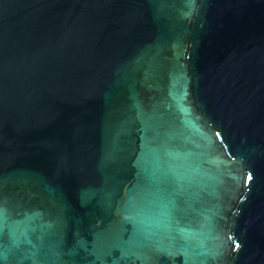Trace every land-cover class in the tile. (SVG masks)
Segmentation results:
<instances>
[{"label": "water", "instance_id": "1", "mask_svg": "<svg viewBox=\"0 0 264 264\" xmlns=\"http://www.w3.org/2000/svg\"><path fill=\"white\" fill-rule=\"evenodd\" d=\"M0 264H264V0H0Z\"/></svg>", "mask_w": 264, "mask_h": 264}, {"label": "snow or ice", "instance_id": "2", "mask_svg": "<svg viewBox=\"0 0 264 264\" xmlns=\"http://www.w3.org/2000/svg\"><path fill=\"white\" fill-rule=\"evenodd\" d=\"M248 179L250 180V179H251V177L249 176V177H248ZM237 247H238V245H237Z\"/></svg>", "mask_w": 264, "mask_h": 264}]
</instances>
